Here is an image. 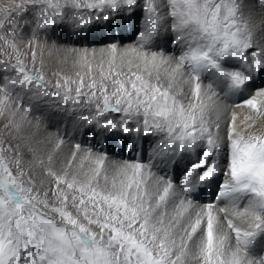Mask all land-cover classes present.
<instances>
[{"label":"snow or ice","instance_id":"1","mask_svg":"<svg viewBox=\"0 0 264 264\" xmlns=\"http://www.w3.org/2000/svg\"><path fill=\"white\" fill-rule=\"evenodd\" d=\"M257 6L264 8V0H254L251 8ZM125 17H138L133 46L102 48L95 68V49L89 59L88 48H72L78 79L53 72L55 90H48L43 49L50 32L65 25L83 32ZM169 32L178 55L159 47ZM22 47L31 53V69ZM52 47L59 48L55 41ZM0 53L15 58L0 78L6 129L21 127L16 115L25 98L39 103L55 96L76 105L84 96L94 110L79 119L99 134L157 136L151 152L164 166L196 156L180 177L178 195L175 181L157 176L151 164L108 169L107 154L93 158L89 150L75 170L72 161L56 168L53 154L45 160L33 142L0 140V264H264L253 249L264 235V134H245L235 114L224 129L220 121L222 98L264 78V43L254 38L237 0H19L0 17ZM258 98L264 89L243 103L264 114ZM26 152L51 179L47 191L25 168ZM91 159L94 165L86 166ZM213 184L214 200L198 210L196 198L184 195ZM232 217L250 218L248 229ZM225 227L235 234L234 245Z\"/></svg>","mask_w":264,"mask_h":264},{"label":"bare ground","instance_id":"2","mask_svg":"<svg viewBox=\"0 0 264 264\" xmlns=\"http://www.w3.org/2000/svg\"><path fill=\"white\" fill-rule=\"evenodd\" d=\"M1 1V0H0ZM239 3V2H238ZM254 0H240V4H242L243 12L245 14V18L248 20V24L251 28H253V35L255 39L260 40L264 43V8L257 6L254 10L251 8L253 5ZM139 27L138 20L136 17H125L119 24L113 23L111 26H95L90 30H85L83 32L73 31L70 27L65 25L62 28H57L56 30L51 32V37L49 41L51 42L52 39H56V43L59 48L50 47L49 55L47 57H51L57 59L58 62L61 60L58 58V55L51 54L52 51L59 50L63 53L65 51L63 46L65 45H73V44H89L94 43V45H99L101 42H108V43H116L118 48H129L136 43V35L137 29ZM119 32V36L116 34ZM108 33V34H107ZM133 34V35H132ZM117 36L119 37L117 39ZM173 34L171 32L163 34L159 39V47L162 48L164 51L166 50V45H170L169 41L172 39ZM93 40V41H92ZM169 54L178 55L179 48H175V51L172 46H168ZM99 50H97L98 52ZM64 54V53H63ZM70 53H66V55H62L69 59ZM73 55V54H70ZM93 56V53L91 54ZM99 55V54H96ZM91 57V56H90ZM95 61L98 62L99 59L95 57ZM1 63V62H0ZM52 64V63H51ZM95 64V63H94ZM51 66V65H50ZM64 67V66H63ZM51 68V67H50ZM66 68V67H64ZM3 70V69H2ZM52 70L56 72H62L63 68L59 66V64L55 63L52 66ZM96 72V71H95ZM3 73V71L1 72ZM0 73V78L1 77ZM165 74L163 71L161 72V76L163 77ZM262 84H264V78L257 77L251 84L248 85L247 91L242 93L241 95L230 96L227 98H222L220 103L222 106V110L220 113V121H221V128L224 129L226 126L231 122L233 114L236 116V123L237 125L245 130V134L255 132V123L258 122L257 127H264V114L257 113L255 110L250 109L246 104L242 101L250 98L251 96L255 95L257 90L261 88ZM264 86V85H263ZM182 88L185 93L189 91V85L184 84ZM264 89V88H263ZM52 91V90H49ZM60 98V97H59ZM58 99V98H57ZM260 99L258 98V103ZM56 100V98H55ZM53 98L44 97L39 103H34L28 101L27 98L23 102L27 105L26 107L30 108L27 115L22 113V117H16V122L21 125L19 129L14 127V132L17 136H22L26 138V143L33 142L34 146L39 149V154L43 156L46 160L47 155L52 153L55 160V167L60 168L64 166L65 163L70 161L73 157V153H75V157L83 158L87 152L91 149L94 150L105 148L107 144H110L111 141L115 139L111 134L100 135L95 128L89 127L84 121L79 119L80 115L86 116L89 111L79 112L74 111L72 109L76 108L75 106L69 105V107L63 105L61 99L60 101H55ZM59 100V99H58ZM85 101V100H84ZM32 103V105L30 104ZM240 103V107H236V104ZM86 104V103H84ZM41 105H43L41 107ZM87 105V104H86ZM94 108L93 105H87V108ZM94 110V109H93ZM264 113V109L261 110ZM116 118L117 116L114 115ZM39 118V119H37ZM252 125V127H249ZM117 135V133H115ZM118 134H123V132H118ZM120 137V136H119ZM156 136H144L142 133L140 135L133 134L131 139L126 142V139L123 141L122 147H127L129 144L128 142L132 143L134 147H136V152L132 153L134 157H137V162L144 161V151L146 149V145L148 140L150 141L149 146L152 145L153 142H156L154 139ZM94 139V140H93ZM98 141V144L101 143V147L97 148L93 143ZM62 141V143H60ZM114 143V142H113ZM112 143V144H113ZM59 147L57 148V145ZM79 144L82 148L77 149L76 145ZM89 144V145H88ZM88 145V146H86ZM117 148V145L115 146ZM121 149V146L119 147ZM103 153H106L105 159V167L111 169L115 164H123L124 162H133L132 160L125 161L118 159L119 155L106 150H101ZM132 151V150H130ZM30 154V153H28ZM99 154V151L92 152L93 158ZM151 154V152H150ZM192 157L191 160H187L185 158ZM124 159V158H123ZM196 156H185L183 158H179L175 166H164L161 165L160 169H153L151 170L157 176H164L167 175L174 181V175L181 174L184 172L185 168L188 166L190 161H195ZM92 162L95 163L94 159L90 160L89 165H93ZM223 155L221 156V163H223ZM144 164V163H143ZM28 167L32 170V173L37 176H42L49 184L52 183L51 179L45 175L42 166L39 164L29 163ZM73 168L72 170H75ZM145 172L147 170L145 169ZM178 177V176H177ZM180 183V181H179ZM48 186V188H49ZM175 188L177 194L180 195V186L175 184ZM215 186L213 187H205L201 191H197L196 193L184 194L188 196V198H192L193 196L196 198L195 200H200L201 197L208 198L209 200H213ZM208 200V201H209ZM247 200H243L241 202V208ZM206 204L209 202H205ZM226 202L221 201L219 206H223ZM197 210L199 209L200 203L195 202L194 205ZM223 217V214H221ZM234 223L241 227L242 229L247 230L249 227L250 218L248 217H232ZM224 231L229 232L230 240L229 242L234 245L235 244V235L231 233L226 227ZM253 249L255 252H259L264 255V236H259L256 239L255 244L253 245Z\"/></svg>","mask_w":264,"mask_h":264},{"label":"rangeland","instance_id":"3","mask_svg":"<svg viewBox=\"0 0 264 264\" xmlns=\"http://www.w3.org/2000/svg\"><path fill=\"white\" fill-rule=\"evenodd\" d=\"M19 2V0H1L0 1V17H2L3 15H4V10L5 9H7V8H9L11 5H13L14 3H18ZM237 2H239L240 3V0H237ZM241 7H242V4H241ZM86 11V10H85ZM242 11H243V8H242ZM136 20H138V17H136ZM263 22H264V20H263ZM119 32H116V34L119 36V34H118ZM108 34V33H107ZM133 35V34H132ZM117 36V39L119 38ZM137 36V35H136ZM51 37V32H50V34H49V37H48V45L46 46V47H44V49H43V60H44V65H43V70H44V72H45V75H46V79L50 82L48 85H46V87L48 88V90H52V91H54L55 89H54V87H53V85H54V83H55V80L58 78L57 76H53L52 75V73L53 72H55L54 70H52V66L53 65H55V63H57V64H59V66H61L62 68H63V71L62 72H58V70H56V73H60V74H63V75H67V76H70V77H72L73 79H78L76 76H75V72L78 70L77 69V66H75L74 65V59H75V57H74V54L72 53V51H71V49L72 48H77V49H81V48H88L89 49V52H88V56H89V59H92V53H93V49H95V51H96V54H99L100 53V50L102 49V48H105V47H107L108 45H110V44H112V43H106V42H101L99 45H94V43H89V44H73V45H71V44H69V45H65V43H63L64 44V46H63V49L65 50V51H63V53L61 52V51H59V50H53L52 51V53L51 54H53V55H58V58L61 60L60 62H58V60L57 59H54L53 60V58H51V57H47L46 55H49V51H50V47H52V41H55L56 42V40H57V37H56V39H52V41L50 42L49 41V38ZM137 38V37H136ZM93 41V40H92ZM57 44V43H56ZM97 50H99L98 52H97ZM166 52H168V50L166 51ZM21 53H22V59H24V62H25V64L28 66V68L29 69H31V67H32V63H31V53L29 52V50L26 48V47H22L21 48ZM66 53H70V54H73V55H70V54H68L70 57H69V59H67V57H65V56H62V55H66ZM24 54H26V55H24ZM12 56H13V59H11L10 61H9V59H8V57L7 56H4L2 53H0V73L3 71V73H1V77H3L4 75H5V72H4V64H14L15 63V58H14V54H11ZM91 56V57H90ZM96 58L97 59H100V56L99 55H96ZM39 59H40V51L38 50L37 51V67H39L40 65H39ZM52 63V64H51ZM97 63L95 60L93 61V67L95 68V64ZM51 65V66H50ZM66 67V68H64V67ZM51 67V68H50ZM107 66L105 65V68H106ZM3 69V70H2ZM80 71H81V73L83 74L84 73V69H79ZM164 73V72H163ZM8 75H13V73L11 72V71H9L8 73H7ZM94 75H98V70L95 72L94 71V73H93ZM85 80L87 81L88 80V77L86 76L85 77ZM264 84H262V86H261V88H259V89H263L264 88V86H263ZM73 87H75V86H73ZM51 98H53V100H55V98H56V100L55 101H60V99L61 98H59V97H55V96H50ZM59 100H58V99ZM87 98L86 97H84V96H81L80 97V103H78V104H76V105H73L72 104V102H68L67 104H64L63 103V105H65V106H67V107H69V105H71V106H75L76 108H75V110L74 111H79V112H83V111H87L89 108H87V105L86 104H84V100H86ZM93 100L95 99V98H92ZM243 102V101H242ZM31 105H32V107L34 108V106H33V104L32 103H30ZM240 104V103H239ZM27 105L25 104V102H23V104H22V106H20V111L17 113V115L19 116V117H22V113H23V108L24 107H26ZM43 105H41V107H42ZM72 109H73V107H72ZM94 109V108H93ZM86 113H88L87 115H89V111L88 112H86ZM7 115V114H6ZM16 115V117L18 118V116ZM86 115V116H87ZM107 115H109V116H112V117H114V115L115 116H119L120 114H117V113H108ZM81 116V115H80ZM115 118V117H114ZM258 122H259V120H258ZM258 122H256L255 123V132L254 133H256V134H264V127H257V125H258ZM6 123V119H5V117L4 116H0V140H3V141H8L9 140V136L11 135V136H13V137H15L16 139L15 140H12L11 142L12 143H16L17 141H19L20 143H21V145L22 146H24L25 144V142H26V138L25 137H22V136H17L16 134H15V132H14V127H10V128H5L4 127V124ZM129 126L130 127H136V125H135V123H130L129 124ZM129 134L130 133H124V135H126V137L128 136L129 137ZM133 134H136L135 132H133L132 133V135ZM21 137L23 138V139H21ZM114 141H111V143H113V142H117V141H120L121 140V137H119V136H114ZM156 141L159 139V137H155L154 138ZM94 140V139H93ZM149 143H150V141L148 140V142H147V145H146V149L144 150V151H146V152H144V161L142 162V163H144L145 165H149V164H151L152 165V167H151V170H153V169H160V166H161V164H160V161H159V159H157V158H155L153 155H152V152H151V149H152V147L155 145V143L156 142H153L152 143V145L151 146H149ZM95 146H97V148H99V147H101V143L100 144H98V141L96 140L94 143H93ZM89 145V144H88ZM88 145H86V146H88ZM89 147V146H88ZM80 148H82V147H80ZM113 149H114V147H112L111 148V152H113V153H115L114 151H113ZM117 149V148H116ZM91 150V149H90ZM101 150H104L103 148H100V149H94V150H91L92 152H94V151H99V153H103ZM130 150H132L131 148H129V150H125V151H123V152H132V151H130ZM150 152H151V154H150ZM116 154V153H115ZM108 156V155H107ZM118 159H120V160H123V161H125L126 160V158H124L123 159V156H119V157H117ZM31 159H32V157H31V154H28L27 152H26V156H25V161H24V165H25V168L26 169H29V167H28V164L30 163V161H31ZM81 159L82 158H80V157H76L75 158V160H70V161H72V164H73V168H76L79 164H80V162H81ZM128 159V158H127ZM126 161H130V160H126ZM192 162H195V161H190L189 163H188V165L190 164V163H192ZM84 163H85V165L86 166H89V163H90V160H85L84 161ZM92 164L94 165V162H92ZM32 175H33V178H34V181H35V183H36V185H37V188L41 191V192H43V191H47L48 190V186H49V184H48V182L42 177V176H37V175H35V174H33L32 173ZM180 176H178L177 177V179L176 180H174L175 181V184H178L179 185V181H180V177H181V175H182V173L181 174H179ZM213 186H215V190H214V196H215V193H216V189H217V185L216 184H213V185H211V186H209V187H213ZM214 196H213V200H214ZM195 202H196V200H195ZM204 204H206V203H203V204H200V205H204ZM235 235V234H234ZM262 236H264V235H262ZM257 253V252H256ZM257 254H260L259 252L257 253ZM262 255V254H261Z\"/></svg>","mask_w":264,"mask_h":264}]
</instances>
